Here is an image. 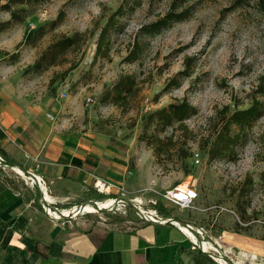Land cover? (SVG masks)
Listing matches in <instances>:
<instances>
[{
    "label": "rangeland",
    "instance_id": "rangeland-1",
    "mask_svg": "<svg viewBox=\"0 0 264 264\" xmlns=\"http://www.w3.org/2000/svg\"><path fill=\"white\" fill-rule=\"evenodd\" d=\"M173 1L131 0L132 10L126 4L120 29L111 36L109 58L95 59L98 35L124 0L45 1L25 23L0 33V61L16 66L15 76L28 98L45 106L47 118L54 116L49 119L64 134L102 137L128 163L119 187L127 200L137 199L135 206L116 204L108 198L119 197L121 190L100 193L94 183L81 187L71 200L44 205V190L35 175H20L9 163L0 166V181L54 218L59 216L56 209L72 214L56 219L75 227H134L152 216L150 201L158 200V217L189 224L195 238L218 247L212 255L188 235L199 246L187 236L192 253L184 264H264V0H188L177 10L191 8L187 20L157 35L141 34L144 25L171 10ZM61 12L62 20L53 29ZM5 17L6 12H0V21ZM41 26L47 33L36 45L18 46L26 31ZM76 32H86V41L65 63L39 74L24 72L53 42ZM136 42L139 58L129 62ZM189 58L190 76L167 87L187 68ZM124 75L136 78L135 94L121 107L113 97L103 100L107 91L113 96L114 85ZM88 97L93 102L88 103ZM255 99L263 102L260 117L241 132L235 129L240 136L234 149L211 158L223 116L250 107ZM184 101L197 110L184 122L163 129L157 119L151 121L155 111ZM189 183L199 193L192 207L183 209L163 199L166 190ZM3 246L0 243V264L11 263V252Z\"/></svg>",
    "mask_w": 264,
    "mask_h": 264
},
{
    "label": "crops",
    "instance_id": "crops-1",
    "mask_svg": "<svg viewBox=\"0 0 264 264\" xmlns=\"http://www.w3.org/2000/svg\"><path fill=\"white\" fill-rule=\"evenodd\" d=\"M15 70L0 61V150L22 171L14 170L38 176L48 206L73 199L95 179L117 192L128 163L102 137L64 134L45 106L28 98ZM38 208L0 181V243L11 252L8 264H184L192 253L177 221L75 227Z\"/></svg>",
    "mask_w": 264,
    "mask_h": 264
},
{
    "label": "trees",
    "instance_id": "trees-1",
    "mask_svg": "<svg viewBox=\"0 0 264 264\" xmlns=\"http://www.w3.org/2000/svg\"><path fill=\"white\" fill-rule=\"evenodd\" d=\"M45 1L49 0H0V12L10 14L8 20L0 21V33L8 31L19 24L25 23L27 18L34 14V7ZM187 1L188 0H174L171 5V10L165 16L150 24L144 25L140 29V33L143 35H157L172 27L174 23L187 20L191 16V8H185L180 12H177V10L183 6V3ZM130 2L131 0H124V4L107 18L105 25L100 29L97 39L95 59L110 57L112 33L121 26L120 19L127 13L125 5L128 4V8L131 10L134 9V6L130 5ZM62 15L61 12L59 17L52 23L53 29L61 22ZM46 33L47 30H45L43 26L26 31L23 40L18 46H34ZM86 38V32H76L71 36L61 37L53 42L32 65L26 68L24 72L26 74H39L50 67L65 63L67 55L70 52L80 50L84 45ZM138 45L139 43L136 42L135 49L128 56L127 61L134 62L139 58L140 51L137 50ZM17 53L18 52L11 54V57H15ZM191 61V58L187 60V68L178 72L170 80L167 87L178 86L183 77L190 76L193 64ZM136 89V78L132 75H124L114 85L113 96L111 91H107L103 95V100L106 101L113 97V103L121 107L124 105L123 103L129 100L130 96L135 94L137 91ZM260 93L264 95L263 87H261ZM262 111L263 102L255 99L253 104L246 109H239L232 113H226L222 118L221 127L218 130L213 147L210 149V157L216 158L224 154L226 151L234 149L241 130L247 126H251L253 121L260 117ZM196 112V108L187 101L177 104L172 103L168 107H164L152 113L151 121L157 119L161 122L164 129L165 127L172 126L175 122H184L192 115H195ZM235 129H238L240 132ZM0 152L5 156L7 163H13V161L10 160L2 150H0ZM200 254L201 256L208 257L205 253L200 252Z\"/></svg>",
    "mask_w": 264,
    "mask_h": 264
},
{
    "label": "built area",
    "instance_id": "built-area-1",
    "mask_svg": "<svg viewBox=\"0 0 264 264\" xmlns=\"http://www.w3.org/2000/svg\"><path fill=\"white\" fill-rule=\"evenodd\" d=\"M62 98L66 97V94L63 93ZM88 103L93 102V99L91 97L87 98ZM49 118L51 120L54 119V116L49 114ZM196 157H198V154H196ZM0 166H9L5 156L0 152ZM35 179H37L38 176H34ZM35 183H37L39 186V182H37L35 180ZM99 180H96L94 182V187L100 192V193H106V194H110L111 193V189L114 187V184L112 183H106L103 182V187L98 185ZM120 191V196L119 197H111L108 199H115L118 200L119 203L121 204H128V203H132V205L135 206L134 203H136L137 199H130L127 200V195L124 192L123 188L118 187ZM163 199L166 202H169L175 206H178L180 208L183 209H187L193 206L194 202L198 199L199 197V193L198 190L195 186V184L193 183H189V184H179L173 188H170L168 190H166L163 194H162ZM107 200V199H106ZM150 203H152V207L153 209L151 210V215L149 219H147V221L153 222V223H159V224H165L167 223V220H163L162 218L158 217V213H157V206L159 205V201L158 200H151ZM124 205V206H125ZM197 233L201 234L200 231H197ZM197 246V244H194ZM194 247V246H193ZM195 248V247H194ZM206 252V251H205Z\"/></svg>",
    "mask_w": 264,
    "mask_h": 264
},
{
    "label": "bare ground",
    "instance_id": "bare-ground-1",
    "mask_svg": "<svg viewBox=\"0 0 264 264\" xmlns=\"http://www.w3.org/2000/svg\"><path fill=\"white\" fill-rule=\"evenodd\" d=\"M12 168L13 169H16L17 171H22L19 167H17V166H12ZM101 182V180H99V183H98V185L99 186H102L103 187V184L102 183H100ZM103 182V181H102ZM46 199V198H45ZM111 200H113V199H111ZM46 202H48L47 200H46ZM139 202V201H138ZM50 203V202H49ZM119 203V201L117 200V202H116V204H118ZM115 204V205H116ZM120 204V203H119ZM94 207H91V208H86V210H88V209H93ZM58 213V212H57ZM62 213H63V216H65V217H68L69 215H67V214H65L63 211H62ZM59 214V213H58ZM63 216H61L60 214H59V216H57V217H55V218H60V217H62V218H65V217H63ZM177 221V220H176ZM178 222V221H177ZM180 226H181V228H182V230L186 233V234H188V235H190L196 242H198L200 245H201V247L203 248H201L202 250H204V251H206V252H208V253H210V254H212L213 255V253H212V251H218V247L216 246V245H212V244H209V243H207L204 239H203V241H199V239H197V238H195V236H194V232L189 228V227H187V226H185V225H182V224H180ZM217 243V242H216ZM195 244V243H194ZM219 244V243H218ZM220 245V244H219ZM197 246H199V245H197ZM214 257H215V259H217V260H219V262L221 261V262H225V260H223L222 258H221V256H217V255H214Z\"/></svg>",
    "mask_w": 264,
    "mask_h": 264
},
{
    "label": "water",
    "instance_id": "water-1",
    "mask_svg": "<svg viewBox=\"0 0 264 264\" xmlns=\"http://www.w3.org/2000/svg\"><path fill=\"white\" fill-rule=\"evenodd\" d=\"M50 209H51V208H50ZM56 212H58L61 216H63L62 211L56 209ZM63 217H65V216H63ZM69 217H72V214H70V216L65 217V218L68 219ZM168 221L175 223V221L172 220V219H171V220H168ZM168 221H167V222H168ZM178 223H179V224H182V225H185V226L189 227L191 230H193V227H192L191 225H189V224H184V223H181V222H178ZM194 232H195V231H194ZM195 234L197 235V232H196Z\"/></svg>",
    "mask_w": 264,
    "mask_h": 264
}]
</instances>
